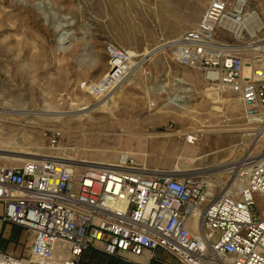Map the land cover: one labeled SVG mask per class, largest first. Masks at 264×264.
<instances>
[{
    "label": "rangeland",
    "instance_id": "rangeland-1",
    "mask_svg": "<svg viewBox=\"0 0 264 264\" xmlns=\"http://www.w3.org/2000/svg\"><path fill=\"white\" fill-rule=\"evenodd\" d=\"M209 1L0 0V107L18 111L0 114V155L10 157L0 163H19L15 157L27 156L23 153L115 162L135 152L128 156L141 165L146 161L148 168L204 171L189 175H209L217 189L230 176L224 170L232 158L247 150L264 154V133L259 132L264 122L250 121L236 95L173 59V40L200 20ZM250 1L258 25L244 29L235 41L243 47L247 73L264 66V49L257 48L264 46V0ZM109 45L131 51L137 64L125 84L107 96L112 89L96 93L87 88L107 75ZM177 95L187 106L169 101ZM13 97H20L23 106L6 104ZM105 101L106 107L97 108ZM82 106L96 110H79ZM45 110L44 118L29 116ZM192 134L197 140L188 143ZM209 169L214 171L205 172ZM255 200L261 211L259 195ZM16 233L24 253L32 234L23 228ZM83 264L177 262L161 251L145 261L91 248Z\"/></svg>",
    "mask_w": 264,
    "mask_h": 264
},
{
    "label": "built area",
    "instance_id": "built-area-1",
    "mask_svg": "<svg viewBox=\"0 0 264 264\" xmlns=\"http://www.w3.org/2000/svg\"><path fill=\"white\" fill-rule=\"evenodd\" d=\"M250 3L210 0L171 51L181 66L234 93L247 118L262 123L264 66L247 73L243 49L235 44L244 29L256 26ZM107 54L109 71L92 86L96 93L116 88L134 59L114 45ZM229 174L215 189L205 175L152 172L130 156L99 166L53 158L0 163V221L32 234L20 256L0 249V264H83L90 248L145 261L161 251L177 264H264V158L247 150L230 160ZM235 181L238 189L231 186Z\"/></svg>",
    "mask_w": 264,
    "mask_h": 264
},
{
    "label": "bare ground",
    "instance_id": "bare-ground-1",
    "mask_svg": "<svg viewBox=\"0 0 264 264\" xmlns=\"http://www.w3.org/2000/svg\"><path fill=\"white\" fill-rule=\"evenodd\" d=\"M257 13H255L254 14V17H255V15H256ZM255 19H256V17H255ZM256 24L258 25V21L256 20ZM260 24V23H259ZM256 25V26H257ZM255 26V27H256ZM260 26H261V24H260ZM256 29V28H255ZM255 31V30H254ZM256 31H257V29H256ZM241 48H243V47H241ZM245 48V47H244ZM257 48L258 49H262V48H264V46H262V47H260V46H257ZM152 53L153 52H150L148 55H147V57H149V56H151L152 55ZM140 62V61H139ZM137 64V63H136ZM136 64L135 63H133L132 62V65H131V69H130V71H127V73H126V77L121 81V83H118V86H116V88H114V89H112L108 94H107V96L109 95V94H111L114 90H116L118 87H120V86H122V85H124L125 84V82L127 81V79L129 78V77H131V75H132V73H133V71H134V67L136 66ZM178 80L179 81H181V82H184V83H186L185 81H184V78L183 77H181V78H178ZM186 84H188V83H186ZM212 84V83H211ZM215 85V84H214ZM87 89H90L91 91H92V87H89L88 86V88ZM222 89V88H221ZM188 90H190V88L188 89ZM222 90H224V89H222ZM224 91H226V90H224ZM229 92V91H228ZM213 93H215V99L216 100H218V101H220L221 100V95L220 94H218V93H216V92H210V94H213ZM230 93H232V92H230ZM232 94H234V93H232ZM235 95V94H234ZM13 96V95H12ZM18 97V96H17ZM17 97H13V99H9V100H7V103L6 104H8V105H11V106H13V107H15V106H21L22 104H20V97L19 98H17ZM183 97V96H182ZM182 97H180V96H174V97H172L169 101L172 103V104H174V105H177V106H181V107H184V106H187L186 105V102L183 100V98ZM237 98V100H238V102H240L241 103V101L239 100V98L238 97H236ZM109 104V101H105V102H103L102 104H100V105H97V108L98 107H106L107 105ZM5 105V104H4ZM241 105H242V103H241ZM23 106V105H22ZM51 107V106H50ZM94 108V107H93ZM96 108V107H95ZM79 110H84L85 112H89L90 110L91 111H94V110H96V109H92L90 106H82V107H80L79 108ZM17 113L18 111H13V110H7V109H5L4 107H0V114H2V115H5V114H10V115H13L14 113ZM53 112H57V113H59V112H61V111H53ZM63 113L65 112H68V111H62ZM23 114H28V113H25V112H23ZM32 114H40V116L42 115V117L41 118H44L46 115H48V110L46 111H38V112H36V113H29V116L30 115H32ZM24 116H28V115H24ZM58 117H63L62 115H55V116H52V118H58ZM247 117V116H246ZM250 121H252V119H250V118H248ZM261 128V127H260ZM253 130V129H252ZM260 133L261 132H263L264 133V128H262L260 131H259ZM248 134H253V133H247V135ZM256 135V134H255ZM258 136V135H257ZM186 141L188 142V143H194V142H189L188 140H187V137H186ZM1 143V142H0ZM138 144V143H137ZM140 144H141V142H140ZM239 145V144H238ZM144 146V145H143ZM231 148V147H230ZM188 150V149H187ZM0 151H3L2 149H0ZM140 151V150H139ZM10 152H12V151H10ZM124 153V152H123ZM0 154H1V152H0ZM12 154V153H11ZM23 154H25V155H27V156H18V157H15V160H17V161H19V163H21L22 161H25L26 159H43V158H50L51 156H42V157H40V156H35V154H31V153H23ZM128 154H136L135 152L134 153H132V152H129V153H127V154H122L121 156H128ZM34 156V157H33ZM0 158H10V157H8V156H1L0 155ZM51 158H53V159H55V160H63V161H66V162H76V163H78V164H80V165H87V166H99V165H105V164H111L112 162H99V161H95V162H93V161H80V160H75V159H71V158H65V157H51ZM262 158H264V154H262ZM141 160V159H140ZM21 161V162H20ZM142 161V163H143V165H145L146 166V168H148L147 167V163H146V161H143V160H141ZM19 163H16V164H19ZM11 165H14V164H11ZM226 168H225V170L224 171H226V170H228L229 169V164L228 165H226L225 166ZM149 170H151L152 172H162V173H167V174H178V175H189V174H197V173H204V171H200V172H197V171H194V172H191L190 170H183V171H176V170H161V169H158V168H148ZM209 171H214V170H212V169H209L208 171H205V172H209ZM176 172H179V173H176ZM181 172V173H180ZM207 176H209V175H207ZM240 184H241V182L240 181H235V182H233L232 184H231V186L233 187V188H236V189H238L239 187H240Z\"/></svg>",
    "mask_w": 264,
    "mask_h": 264
},
{
    "label": "crops",
    "instance_id": "crops-1",
    "mask_svg": "<svg viewBox=\"0 0 264 264\" xmlns=\"http://www.w3.org/2000/svg\"><path fill=\"white\" fill-rule=\"evenodd\" d=\"M3 212V205L0 203V218L3 215ZM17 228L21 227L0 221V249L5 252L20 256L23 254L24 249H22V241L19 235L16 233Z\"/></svg>",
    "mask_w": 264,
    "mask_h": 264
},
{
    "label": "trees",
    "instance_id": "trees-1",
    "mask_svg": "<svg viewBox=\"0 0 264 264\" xmlns=\"http://www.w3.org/2000/svg\"><path fill=\"white\" fill-rule=\"evenodd\" d=\"M89 250H91V248L88 249L87 251H89ZM87 251H86V252H87ZM100 252H101V251H100ZM101 254H104V255H106V256H110V255L105 254L104 252H101Z\"/></svg>",
    "mask_w": 264,
    "mask_h": 264
}]
</instances>
